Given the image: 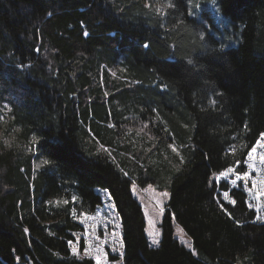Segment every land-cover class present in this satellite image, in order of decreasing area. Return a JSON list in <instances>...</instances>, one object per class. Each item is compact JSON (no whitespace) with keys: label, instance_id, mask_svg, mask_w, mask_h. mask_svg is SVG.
<instances>
[{"label":"trees","instance_id":"16d2710c","mask_svg":"<svg viewBox=\"0 0 264 264\" xmlns=\"http://www.w3.org/2000/svg\"><path fill=\"white\" fill-rule=\"evenodd\" d=\"M165 3L0 0V264H95L92 225L107 264H264V198L220 175L264 133V0H217L235 46ZM133 183L169 194L156 247Z\"/></svg>","mask_w":264,"mask_h":264},{"label":"rangeland","instance_id":"374dc122","mask_svg":"<svg viewBox=\"0 0 264 264\" xmlns=\"http://www.w3.org/2000/svg\"><path fill=\"white\" fill-rule=\"evenodd\" d=\"M188 11L190 15L201 16V18H205L207 22L206 16L201 15L203 11L207 12V15L211 18L212 23L218 28V31H214L215 36L224 40V46H235L238 43V39L235 36V30L232 25L228 24L226 19L221 15L217 0H186ZM226 29V30H224ZM8 111L5 109V106H0V117H3L5 120V114ZM2 124H0V127ZM0 135H3V131L0 128ZM37 167V166H36ZM131 191L134 197L140 202L144 216L146 219V228L145 233L148 238L149 244L152 247H156L158 245L152 244V239L155 238L158 241L160 240V232L158 228V223L161 220V206L164 210V204L167 201V197H162L160 194L167 191H158L152 185H145L143 188L139 187L136 183H133L131 186ZM168 193V192H167ZM161 202V206L157 205V201ZM107 208V207H106ZM110 214H113L112 207L109 209ZM92 228L95 230V235L88 234L87 232V240L86 244L79 254V257L85 255V250L90 246L95 248L97 245L103 248L104 253L106 254V250L104 249V241H107V237H105L104 241H100L97 239V231L95 229V225H92ZM159 233L158 236L149 235V233ZM174 236L181 241V243L185 244L186 246L190 247V241L185 235V232L182 228L174 224ZM110 239V238H109ZM183 241V242H182ZM74 248L77 245H73ZM73 250V249H72ZM88 256V255H86ZM92 258V257H91ZM95 261V260H94ZM117 264H120L119 262Z\"/></svg>","mask_w":264,"mask_h":264},{"label":"snow or ice","instance_id":"6c2138e0","mask_svg":"<svg viewBox=\"0 0 264 264\" xmlns=\"http://www.w3.org/2000/svg\"><path fill=\"white\" fill-rule=\"evenodd\" d=\"M146 7H150V5H146ZM165 8L173 7V4L171 3V0H168V3H165L163 5ZM156 11L158 13L161 12V8L157 7ZM203 38V37H202ZM145 47H148V45H145ZM189 63H192L191 60H189ZM107 95V94H106ZM5 109L7 111H11V109L8 108L7 105H5ZM0 124H6V121L3 117H0ZM109 128L113 127V125L109 124ZM147 127V124L144 125V128ZM245 130H247V124H245ZM14 131H19V129H14ZM140 131H143V128L140 129ZM15 139V137H13ZM37 138L35 136L32 137L33 145L36 143ZM11 147H12V141H11ZM173 152H176L179 155L178 149L175 147V145H170ZM258 149H264V133L260 135V137L256 140L255 145L251 146L250 150L247 152V158L245 160V164L247 166L248 171H237L235 167L229 166L225 171L221 172L220 175L224 177V179H228V177L232 174H235V179H233L231 182L233 184L236 183L237 180H243L245 181L246 191L249 192L250 195H254L257 200L264 198V168H258L255 161L257 155L259 156L261 165H264V152H259ZM29 151L32 150V148L28 149ZM107 151V149H105ZM236 149L233 147V153H235ZM181 162L183 163V158H181ZM43 164H48L49 162L47 160H44L42 162ZM237 165H239V161L236 162ZM256 172L257 176L253 177L250 175L251 172ZM251 180L252 187L249 189L247 188V181ZM162 197H167L169 194L167 192H163L160 194ZM224 199L228 200L231 204L235 205V200L229 199V193L227 191L224 192ZM157 205L161 206V202L158 200ZM249 208H252L253 205L249 203ZM256 211L258 215L256 216V220L264 222V215H260L261 212V205H256ZM161 212H163V207L161 206ZM115 233L113 234L115 238ZM149 235H155L158 236L159 233H149ZM183 242V241H182ZM71 243V242H70ZM153 245H158V241L153 238L152 239ZM120 248H123V242H120ZM72 254L74 256H77L78 259H82V257L78 256L77 249L73 248ZM85 255L91 256L95 260V264H107V257L106 254L103 251V248L99 245H97L95 248H92L91 246L85 250ZM123 257V253L121 252V259Z\"/></svg>","mask_w":264,"mask_h":264},{"label":"clouds","instance_id":"9594fccd","mask_svg":"<svg viewBox=\"0 0 264 264\" xmlns=\"http://www.w3.org/2000/svg\"><path fill=\"white\" fill-rule=\"evenodd\" d=\"M0 145L6 149L11 148V140L8 137H0Z\"/></svg>","mask_w":264,"mask_h":264},{"label":"bare ground","instance_id":"6f19581e","mask_svg":"<svg viewBox=\"0 0 264 264\" xmlns=\"http://www.w3.org/2000/svg\"><path fill=\"white\" fill-rule=\"evenodd\" d=\"M99 130V129H98Z\"/></svg>","mask_w":264,"mask_h":264}]
</instances>
